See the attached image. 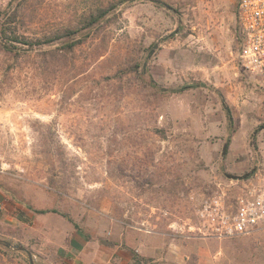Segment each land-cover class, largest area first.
I'll return each mask as SVG.
<instances>
[{"label": "rangeland", "instance_id": "obj_1", "mask_svg": "<svg viewBox=\"0 0 264 264\" xmlns=\"http://www.w3.org/2000/svg\"><path fill=\"white\" fill-rule=\"evenodd\" d=\"M110 2L66 61L0 42V212L14 222L0 223V264H130L140 244L152 264H264V229L198 230L203 200L240 192L225 173L264 162V91L237 58L234 0H0V27L13 14L8 32L39 38ZM46 223L86 247H44Z\"/></svg>", "mask_w": 264, "mask_h": 264}, {"label": "built area", "instance_id": "obj_2", "mask_svg": "<svg viewBox=\"0 0 264 264\" xmlns=\"http://www.w3.org/2000/svg\"><path fill=\"white\" fill-rule=\"evenodd\" d=\"M237 58L264 91V0H234ZM240 192L226 203L223 192L203 200L198 230L219 240L264 229V162L242 179Z\"/></svg>", "mask_w": 264, "mask_h": 264}, {"label": "trees", "instance_id": "obj_3", "mask_svg": "<svg viewBox=\"0 0 264 264\" xmlns=\"http://www.w3.org/2000/svg\"><path fill=\"white\" fill-rule=\"evenodd\" d=\"M116 2H110L106 6L99 7L94 12H90L85 18L81 21L80 27H62L57 28L50 33L43 34L39 38H30L25 34H17L15 32H8L6 28V23L10 22L14 15H9L5 19V26L1 25L0 27V42L3 46L8 50L12 51L13 45H20V47L16 48L18 50H28L33 47H43V46H54V49H46L42 50V55L46 58L50 56L51 59L56 61H66L67 55L74 52L75 49L85 43L87 39L92 35L93 29L98 25L104 17L115 7ZM11 45V46H8ZM26 47V48H22ZM14 49V48H13ZM138 63L132 64L129 68L130 71H137ZM141 79L143 80L145 86H148L156 91L164 92L168 91L166 88L161 87L154 79L151 74H148L146 71H142L139 73ZM223 107L226 111V116L229 123L232 122V115L229 107L226 103L223 102ZM28 208L33 210L36 213H47L54 212L61 214L63 217H66L68 221H70L74 227L78 231H82L80 226L73 221L71 217H69L66 213L58 211L56 208H35L28 205ZM98 242L100 244L106 246H114L117 245L118 242L111 238H98ZM153 258L147 257L137 253L136 251L133 253L132 261L130 264H152Z\"/></svg>", "mask_w": 264, "mask_h": 264}, {"label": "crops", "instance_id": "obj_4", "mask_svg": "<svg viewBox=\"0 0 264 264\" xmlns=\"http://www.w3.org/2000/svg\"><path fill=\"white\" fill-rule=\"evenodd\" d=\"M26 211H28V209H26ZM30 213L32 215L33 214L36 215L35 218L40 217L37 215H41V214H37V213L35 214L33 212H30ZM44 216L46 217V219H57V218H54L55 216H53L52 212L44 213ZM1 221H3V223H5V224H7L9 222H10V224L14 223L13 222V216L8 211H6V212L1 211L0 212V223H1ZM42 233H43V240L45 241L44 247H46V248L54 247L52 244L53 238H55V236H58V235H60V236L62 235V237H63V245L61 244L62 249L69 250V248L76 247L77 243L79 244V246H85L86 245V244L82 245L84 240L79 233L77 234V232L74 228H71V230L68 229L67 227L62 229L60 227H56V225H53V224L47 225V223H46L45 228L42 230ZM156 249L157 248H154V246H147L146 247V246H143L142 244H140L136 247L135 250L138 253H140L141 255H145V256L150 255L151 256L154 253L157 255Z\"/></svg>", "mask_w": 264, "mask_h": 264}, {"label": "water", "instance_id": "obj_5", "mask_svg": "<svg viewBox=\"0 0 264 264\" xmlns=\"http://www.w3.org/2000/svg\"><path fill=\"white\" fill-rule=\"evenodd\" d=\"M157 45V43L155 44ZM226 150H227V144L225 143L222 147V151L221 154L225 155L226 154ZM255 168H253L252 170L245 172L243 174H231V173H225V175L230 178V179H236V180H242L245 179L247 177H249L253 172H254Z\"/></svg>", "mask_w": 264, "mask_h": 264}]
</instances>
